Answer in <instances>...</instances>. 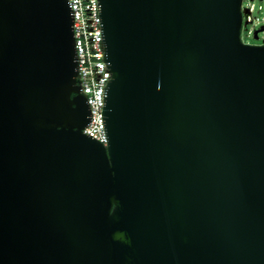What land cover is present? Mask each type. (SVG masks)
Instances as JSON below:
<instances>
[{
    "label": "water",
    "instance_id": "1",
    "mask_svg": "<svg viewBox=\"0 0 264 264\" xmlns=\"http://www.w3.org/2000/svg\"><path fill=\"white\" fill-rule=\"evenodd\" d=\"M242 5L100 0L104 146L67 0H0V264H264V45Z\"/></svg>",
    "mask_w": 264,
    "mask_h": 264
},
{
    "label": "built area",
    "instance_id": "2",
    "mask_svg": "<svg viewBox=\"0 0 264 264\" xmlns=\"http://www.w3.org/2000/svg\"><path fill=\"white\" fill-rule=\"evenodd\" d=\"M67 2L73 18L77 83L90 111L89 123L83 133L107 146L104 109L112 71L106 61L100 0H67ZM249 10H253V5ZM250 20L251 18L248 17V21Z\"/></svg>",
    "mask_w": 264,
    "mask_h": 264
},
{
    "label": "rangeland",
    "instance_id": "3",
    "mask_svg": "<svg viewBox=\"0 0 264 264\" xmlns=\"http://www.w3.org/2000/svg\"><path fill=\"white\" fill-rule=\"evenodd\" d=\"M253 5V10L250 7ZM244 24L241 32L242 42L245 44L264 45V31L255 38V32L264 29V3L261 0H244L243 3ZM248 17L251 18L248 21Z\"/></svg>",
    "mask_w": 264,
    "mask_h": 264
},
{
    "label": "flooded vegetation",
    "instance_id": "4",
    "mask_svg": "<svg viewBox=\"0 0 264 264\" xmlns=\"http://www.w3.org/2000/svg\"><path fill=\"white\" fill-rule=\"evenodd\" d=\"M244 1V0H243Z\"/></svg>",
    "mask_w": 264,
    "mask_h": 264
}]
</instances>
